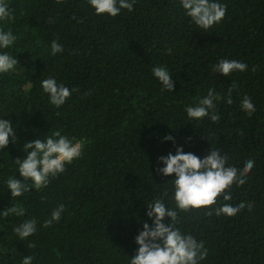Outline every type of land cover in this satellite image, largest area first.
I'll list each match as a JSON object with an SVG mask.
<instances>
[{
  "label": "trees",
  "instance_id": "16d2710c",
  "mask_svg": "<svg viewBox=\"0 0 264 264\" xmlns=\"http://www.w3.org/2000/svg\"><path fill=\"white\" fill-rule=\"evenodd\" d=\"M216 2L227 6L225 17L205 31L180 0H135L131 12L115 17L97 15L88 0H6L11 18L0 30L17 39L0 53L19 63L0 74V119H11L18 139L0 151V264H22L25 256L32 264H130L135 237L144 222L152 224L146 203L156 198L178 211L182 233L204 242L208 256L200 264H264V0ZM53 40L64 49L55 56ZM221 59L247 69L226 77L213 71ZM157 66L169 71L173 92L154 77ZM49 77L78 89L60 108L42 89ZM210 88L222 97L219 122L190 119L186 107ZM245 96L255 105L251 116L241 107ZM55 131L82 141V156L47 187L11 197L6 181L23 179L15 163L27 156L23 145ZM177 147L200 158L218 148L226 166L241 170L248 159L255 164L243 186L229 189L230 201L219 197L211 208L183 212L173 199L175 174L156 171L165 166L158 157ZM241 202L251 209L215 215L224 203ZM59 205L60 220L44 227ZM11 206L25 215L5 217ZM30 219L37 231L22 240L14 228Z\"/></svg>",
  "mask_w": 264,
  "mask_h": 264
},
{
  "label": "clouds",
  "instance_id": "9594fccd",
  "mask_svg": "<svg viewBox=\"0 0 264 264\" xmlns=\"http://www.w3.org/2000/svg\"><path fill=\"white\" fill-rule=\"evenodd\" d=\"M59 2V0H58ZM95 9L97 15L108 14L115 17L122 9L129 12L133 10L135 0H88ZM186 15L200 29L205 31L219 23L226 14L227 6L216 2V0H180ZM11 11L6 0H0V21L10 19ZM17 37L11 31L0 30V49H7L12 46ZM64 51L63 46L56 40L51 42V55L55 56ZM171 51L170 49L168 50ZM19 61L8 52L0 53V74L14 70ZM247 65L237 60L221 59L213 66V71L228 76L234 71L244 72ZM154 77L161 82L164 90L174 91L175 83L169 71L164 66H157L152 69ZM42 89L49 96V102L56 108H60L71 97L73 91L64 84H58L56 79L49 77L42 81ZM232 88H229V96L226 102L232 104ZM222 99L221 95L214 89H209L207 96L198 101L196 106H187L186 112L190 119L200 120L205 117L213 123L220 120L216 109V102ZM242 109L251 116L255 112V105L251 98L245 96L241 102ZM13 143L18 139L16 128L11 119H0V151L5 149L9 142ZM167 141H174L171 135L163 138ZM83 142H73L60 131H55L44 140L40 138L28 141L23 145V151L27 152L26 158H17L15 163L19 166V176L23 179L9 178L6 183L10 190L11 197H21L24 193L30 192L33 188L41 189L47 187L50 178H55L63 173L66 164H71L75 159L82 156ZM30 150V151H29ZM227 154H221L220 149H211L203 158L188 152L183 147H177L176 153L171 152L167 156L158 157V163L165 165L157 168V173L165 177L175 174L173 181V199L176 209L188 212L195 209L211 208L217 204L219 197L223 201L232 199L229 189L233 184L243 186L246 177L254 167L255 161L248 159L243 169L234 166H226ZM31 180L30 186L27 181ZM164 195H167L165 190ZM146 215L152 220V224L143 223V230L135 237L138 249L134 256L130 257V264H200L208 256V250L204 247L203 241H197L191 234L182 233L176 226L180 220L178 211L166 206L162 198H156L151 203H146ZM251 209V204L244 202L233 206L224 203L214 209L215 215L236 216L243 209ZM64 211V205H59L51 213V219L44 221V227H50L53 222H58ZM5 217L9 214L24 216L25 209L19 206H11L4 211ZM212 215V211L205 213ZM168 223H165V220ZM36 219L26 220L14 228V232L20 239H25L37 231ZM29 247H35L30 244ZM33 257L25 256L22 264H32Z\"/></svg>",
  "mask_w": 264,
  "mask_h": 264
}]
</instances>
